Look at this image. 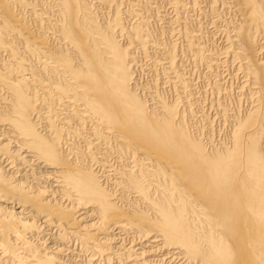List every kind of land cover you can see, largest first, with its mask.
<instances>
[{
    "label": "bare ground",
    "instance_id": "6f19581e",
    "mask_svg": "<svg viewBox=\"0 0 264 264\" xmlns=\"http://www.w3.org/2000/svg\"><path fill=\"white\" fill-rule=\"evenodd\" d=\"M171 1L175 14L168 23L176 26L183 52L195 65L231 60L242 73L238 93L255 103L242 114L223 107L225 121L234 119L231 149L208 152L189 132L187 120L194 115L187 93L177 109L178 104L160 100L151 108L134 91L138 55L149 46L164 54L161 67L174 78L169 84L178 91L190 87L177 71L176 44L161 47L157 39L141 35L154 25L146 15L150 5L137 0L130 5L137 22L125 30L130 43L120 46L116 38L125 27L119 9L125 0L99 1L114 11V25L104 27L85 0H44L54 21L34 12V22L17 9L25 1L0 0V52L10 59L0 60V264H92L74 256L107 259L125 249V240L128 264H264V46L253 32L260 28L264 36V0ZM196 11L194 19L185 15ZM207 17L215 18L214 27L222 25L226 45L220 53L203 43ZM44 29L65 46L54 48ZM21 50L39 58V73ZM37 79L47 109L59 114L63 106L62 120L77 127L65 130L50 115L42 135L32 117L36 91L32 95L28 89ZM214 90L219 99L221 89ZM88 124L87 134L97 144L86 140ZM76 135L79 142L75 139L72 149L80 165L63 150L67 138ZM90 149L125 161L119 190L103 187ZM43 232L47 239L39 242ZM159 249L164 258L152 259Z\"/></svg>",
    "mask_w": 264,
    "mask_h": 264
},
{
    "label": "rangeland",
    "instance_id": "374dc122",
    "mask_svg": "<svg viewBox=\"0 0 264 264\" xmlns=\"http://www.w3.org/2000/svg\"><path fill=\"white\" fill-rule=\"evenodd\" d=\"M22 1L23 2L25 1L24 5H26V6H22L21 8L17 7V9H18V11H20V14L22 15V17L25 16L24 19L27 18L26 21L34 22L33 19H31L32 13H34V12L43 13L42 15L44 17L46 16L47 18H49V19L51 18L52 21H54V17H52V15H50V12H51V11H49L50 6L46 5L44 3V0H22ZM45 1H48V0H45ZM99 1H101V0H98V1L97 0H85V3L88 4V6L92 10V12L94 11L93 14L95 15L96 19L98 17H100L97 19V21L101 26L104 27L106 23H108V22L111 23L112 18L114 16V11L110 10L107 7H105L106 9L101 8ZM126 1L127 0H125V2H124V8L122 5L121 9H119V13H120V15H122V17H120V18L123 19L122 27H125L124 32L122 31L123 34L121 33V35H117V38H116L118 43L120 44V46H125V44L128 45V43H130L129 42L130 39L126 35L129 32V30L131 29L130 27L132 25H133L132 27H134V24L137 22L136 18L133 15H131V12L132 11L134 12V9L130 10L131 9L130 5L133 4V2L135 3L136 0H128L127 2ZM129 1H130V4H129ZM137 1L141 4L146 3L145 5H147V6L150 5L152 7V9H149V11H147L146 15L148 16L149 20H150V16H152L153 21H154L153 22L154 25L150 23V28L148 29V31L143 32V34L141 33L142 37L144 38V37L150 35L153 39H157V41L161 44V47H163V46L168 47L172 43L176 44V46L178 48V52H179L178 56H177V66H178L177 71H178V74L181 75L182 78H184V79L186 78L190 87L180 89L179 91L176 88H174V86L172 87V84H169L171 82H168V81H172L174 83V78H172L170 75L168 76V74L166 75V73L164 72V70L160 64L163 61L162 60L163 58L161 59V56L163 57L164 54H162L161 49L160 50H158V49H151L150 50V46H149L148 47L149 49L144 52L146 55L142 54V53L141 54L139 53V55H138L139 60L137 62V68H135V70H134V73L136 75L133 73L134 76H133V80H132L133 81L132 87H133L134 91L135 92L137 91L136 93L151 108H154L155 106H160L159 101H157V100H160V101H165L166 103L170 102V103L175 104V105L178 104L177 106H175L177 109H179L181 107V105L183 104V103H181L183 101L182 97H184V94L187 93L186 95L188 97V100L192 104L193 115H194L193 118L191 119L192 121L190 119L187 120L189 132L193 136H195L196 138H198L200 140V142L202 143V145L206 148V150L208 152H213V151L215 152V150L223 151V149H231L232 144H233L232 132L234 130L233 126H232L234 123L232 122V120H234V119H232L231 117L228 116L227 119H229V120L227 122L225 121L224 114L221 113V111H223L222 110L223 107L227 108L230 114H234L236 111L241 112V114H242L243 111L245 113L248 109H251L252 104H253V107L255 105V103L251 104L250 100H247L245 95L242 96V95H240V93H238L237 87H239V82L242 81V79H241L242 73L240 71H236L237 66L235 64L232 65L231 60H228V64H226V63H224V60L222 61L221 58H220V60H221L220 62L222 64L220 63V65H217V66L214 65L213 67H208V66L203 65V64L195 65V63L189 58V56H187L183 52V49H184L183 44L180 43V41H178V40L176 41V37H175V36H177L175 34V32L177 31L176 26L173 25V22L168 23L169 17L171 19L175 14V12L173 10L174 5H173V2L171 0H143V1L141 0L142 2L140 0H137ZM40 2H42V3H40ZM96 2H98V3H96ZM34 4H36L35 5L36 8H34ZM30 7H32V8H30ZM26 8H27V10H26ZM94 8H95V10H94ZM28 9H30V10H28ZM126 9H127V11H126ZM25 10H26V12H25ZM129 10H130V13H129ZM124 11H126V12H124ZM122 12H123V14H121ZM198 12L199 11H196L195 13L194 12H186L185 15L187 17L190 16L192 19H194L198 15ZM129 14H130V16H129ZM101 15H103L104 17ZM230 16H231L230 17L231 26H234V24L237 22L236 21L237 18L234 14L233 15L230 14ZM47 18L45 19V22L42 26H44L45 24L47 25V21H48ZM213 19H215V18L211 19V17H207V18L203 19L205 32L202 33V35L207 37V39L203 40V43H206L205 45H206V48L208 50L214 51L216 53H220V52H222L221 51L222 48L226 45L225 40H224L225 37L223 35V31H221L222 30L221 24L218 25L217 27H214V25L211 24V21H213ZM111 24H113V23H111ZM34 25H36V24H34ZM125 30L127 31V33ZM260 30L261 29L258 28V30L256 29L253 31L254 33L255 32L257 33L255 35V41L259 45L262 44L264 46V44H263L264 43V39H263L264 36H262L263 32ZM44 31L46 32L45 38L48 37L47 39L50 40V43L54 46V48L61 49V46L62 47L65 46V44H63V41L61 39H59L58 37L53 36L49 33L50 30L44 29L43 32ZM231 36H233L232 33H231ZM258 38H259V40H258ZM58 46H60V48ZM158 51H160V52H158ZM3 53H4V55H3ZM3 53L0 52V60H2V61L5 60V61H3V63L10 62V59L8 57L9 54H5V52H3ZM21 53H22V57L24 58V60H27L30 62L31 67H32V65H35L37 67V71L39 73V69H40L39 65H41L39 58H31L30 56H28L27 53L24 52V50H21ZM262 54H263L262 56H264V51ZM214 61L215 60H213V62ZM236 75H237V77H236ZM170 77H171V80H169ZM235 78H237V79H235ZM37 81H35V84L31 88L28 87V89H30L29 91L32 95L36 94L35 104H37L36 108L38 109V111L36 109V111L33 112L32 117L35 118L34 119L35 124H37V127L42 132V135L44 133H47L46 130L49 129L46 126L45 118H49L50 115H51V119L54 120V123H56L57 125L59 123L58 126L64 127L65 130H71L75 126L77 127V124L75 121L71 120V122L69 124H67L62 120L64 118L63 116H65V113L62 111V109L64 108L63 106H61V105L58 106V108H60L59 111L60 110L62 111V112L60 111L59 114L55 110L47 109L48 105L46 104V102H44V100L41 99L42 91H44L43 88L39 87L40 86L39 84H41L39 82H41V80L37 79ZM170 87H171V89H170ZM33 88H34V90H32ZM152 88L154 89V91ZM214 88L221 89L219 91V93L221 95V96H219V99L217 98V91H215ZM150 89H151V91H150ZM148 91H149V93H148ZM230 91H232V93ZM34 92H35V94H34ZM211 92H213V93H211ZM225 92H226V94H225ZM225 95H227V96H225ZM178 96H180V97H178ZM238 98L243 99V100H241V103H240ZM218 107H220L221 110ZM156 109L158 110V109H160V107L155 108V110ZM40 111H42V112H40ZM53 111L55 114H53ZM37 112H39V113H37ZM219 112H220V114H219ZM41 114H43V115H41ZM199 114H201V115H199ZM41 118H43V119H41ZM43 125H44V127H46V130L44 127H42ZM65 126H67V127H65ZM227 126L229 128H227ZM86 127L87 128L84 129L85 130L84 135L86 136V140H88L89 143L97 144V141L95 140V138L93 136L87 134V133H89L88 131H89L91 125L88 124V125H86ZM229 134H230V136H229ZM77 138H78V135H76L74 137L67 138L68 144L64 145L63 150H65L67 152L70 159H76L75 163H78L80 165L81 164V162H80L81 158H79L77 156L76 152H74L77 150L72 149V144H75L73 141ZM111 141H112V142H110L111 145L117 144L114 140H111ZM69 142H71V143H69ZM75 142L78 143L79 142L78 139L75 140ZM92 144L90 145V148L95 146ZM67 145H69L70 148ZM65 146H66V148H65ZM67 148H68V150H67ZM90 150H93V149H90ZM93 157L95 158V161H94V159H92V167L96 172H98L99 175L102 176L101 177V180H102L101 184H103V187L106 188L107 190H112L114 192L119 190V187L117 185L118 184L117 182H118V179L120 176L119 170H120V168H126L125 161L120 160L116 156L115 157L114 156L105 157L101 154V150H98V151L93 150ZM127 162H128L127 165H130V167H131L132 161L128 160ZM111 184H112V186H111ZM128 196H130V201H135L136 197L134 194L130 193V194H128ZM63 204L66 205L65 202H63ZM65 207L68 209H72V207L70 208L68 205H66ZM44 233L45 232H43L42 237H41V234L39 235V238H40L39 242H42L45 239H47V235H44ZM29 235L30 234H28V236ZM36 241H37V239H36ZM125 241H127V243L126 242L124 243V248H125L124 250H126V248H129V245H130L129 244L130 242L128 240H125ZM46 245H50V244L46 243ZM31 246L34 248H37L38 245L31 243ZM40 247L41 246H38V249H41ZM72 248L73 247H70V249H72ZM124 250H119L118 251L119 255L118 254L109 255V257L107 259H105V258L101 259L97 255L91 256L90 254H83L82 252H81L82 255L80 254V256H78L77 255V254H79L78 250L75 251L77 256H74V255L73 256L78 257V259H80V261L83 259H86V260L91 259V260H93L92 264H112V263L113 264H128L126 262L127 259L125 257V256H127V254H125ZM127 250L132 253V249H127ZM161 252L163 253V250H160V249L157 250L156 251L157 254L155 253V255H152V259H156V257H157L156 260L162 259V257L165 255V253H163V255H162ZM78 264H80V263H78Z\"/></svg>",
    "mask_w": 264,
    "mask_h": 264
}]
</instances>
